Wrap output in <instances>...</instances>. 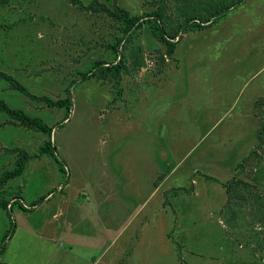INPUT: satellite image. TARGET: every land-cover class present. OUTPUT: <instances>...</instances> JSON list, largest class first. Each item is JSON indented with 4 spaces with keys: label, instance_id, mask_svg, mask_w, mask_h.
I'll return each mask as SVG.
<instances>
[{
    "label": "rangeland",
    "instance_id": "1",
    "mask_svg": "<svg viewBox=\"0 0 264 264\" xmlns=\"http://www.w3.org/2000/svg\"><path fill=\"white\" fill-rule=\"evenodd\" d=\"M153 1L118 5L144 15ZM0 25V72L53 100L76 81L69 112L0 80L1 99L54 128L61 163L44 155L8 182L5 199H22L0 207V263L264 264V0L183 33L172 57L147 27L117 55L119 23L67 0H11ZM120 58L119 87L83 78ZM9 120L0 116V178L16 167L12 150L37 153L49 138ZM235 178L247 187L234 204L225 184Z\"/></svg>",
    "mask_w": 264,
    "mask_h": 264
},
{
    "label": "trees",
    "instance_id": "2",
    "mask_svg": "<svg viewBox=\"0 0 264 264\" xmlns=\"http://www.w3.org/2000/svg\"><path fill=\"white\" fill-rule=\"evenodd\" d=\"M11 0H0V7H4L10 3ZM71 5L75 6L81 12H89L93 15H105L112 19L116 23H119L120 31L122 34L121 38H118V43L115 45L108 46L109 49L113 50L117 55L119 54L120 46L125 43L128 37L133 36L137 31L147 27L150 34L159 42L167 47V55L172 57L176 51V47L182 38V34L197 29H204L217 23L226 13L236 6L244 3L246 0H155L152 2L153 10L145 13L144 15H132L130 11L121 8L118 5V0H113L112 5L94 0L91 4H84L82 0H67ZM173 1V2H172ZM175 5L177 19L170 22V14L172 8L170 3ZM175 24V25H174ZM5 26L0 25V29ZM177 38H179L177 40ZM121 57V56H120ZM162 61L165 62V56L161 57ZM144 58L139 55L135 57V63L139 67L145 66ZM127 70L126 61L120 58L117 63H111L107 61H98L95 63L92 71L82 74L83 78L99 77L107 79H116L115 83L119 87L122 81V73ZM6 81L11 90L18 91L28 97L31 101L38 104H43L49 108H65L69 112L73 107L71 88L76 83L73 81L69 88L66 89V97L58 100H53L47 96H36L29 92V90L16 80L12 75L5 72H0V80ZM263 102V103H262ZM257 104L264 106V98L258 101ZM264 108V107H263ZM8 116L10 120L6 123L20 126L28 130L42 133L48 136V140L42 145L37 153H29L23 148H15L11 153L17 155V161L15 162V169L3 173L0 178V207L4 210L12 211L14 205L17 204L18 199L21 197H14L12 199L14 203L9 207L11 200L5 199V187L11 179L20 177L24 174L27 164L35 159H39L44 155L51 156L59 165L60 160L57 156L56 147L54 146L53 132L54 128L50 127L39 117L30 115L23 109H15L11 107L5 100L0 98V116ZM264 133V123L259 131V140L262 142V135ZM61 170L62 166H61ZM64 171V170H63ZM208 180L216 181L217 179L204 176ZM164 176H162V179ZM227 188L229 203L238 202L243 199L239 189H246L247 184L237 178L231 180L225 184ZM4 194V197H3ZM44 199V198H43ZM43 200H41L42 202ZM40 202L34 203L31 207L35 208ZM22 209H27L21 203H19ZM11 232V231H10ZM10 232L4 238V241L9 237ZM14 233V230H13ZM3 250H0V257L3 254ZM2 264V263H0ZM239 264V263H237ZM249 264V263H244Z\"/></svg>",
    "mask_w": 264,
    "mask_h": 264
},
{
    "label": "built area",
    "instance_id": "3",
    "mask_svg": "<svg viewBox=\"0 0 264 264\" xmlns=\"http://www.w3.org/2000/svg\"><path fill=\"white\" fill-rule=\"evenodd\" d=\"M13 203H14V201L12 200L11 203H10V205H9V207H11Z\"/></svg>",
    "mask_w": 264,
    "mask_h": 264
}]
</instances>
